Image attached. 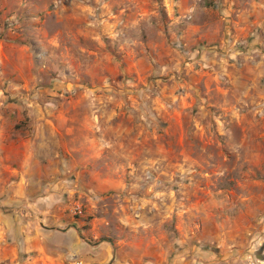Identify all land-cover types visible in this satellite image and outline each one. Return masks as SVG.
<instances>
[{
	"label": "rangeland",
	"instance_id": "rangeland-1",
	"mask_svg": "<svg viewBox=\"0 0 264 264\" xmlns=\"http://www.w3.org/2000/svg\"><path fill=\"white\" fill-rule=\"evenodd\" d=\"M31 138L57 172L11 206L0 181L22 224L264 264V0H0V148Z\"/></svg>",
	"mask_w": 264,
	"mask_h": 264
},
{
	"label": "crops",
	"instance_id": "crops-1",
	"mask_svg": "<svg viewBox=\"0 0 264 264\" xmlns=\"http://www.w3.org/2000/svg\"><path fill=\"white\" fill-rule=\"evenodd\" d=\"M256 42V41H255ZM33 140L11 141L3 146L0 161L7 176H0L3 183L13 184L6 205L19 203L27 195L38 192V186L57 172L51 165L44 167L41 156L51 155L42 146L35 147ZM56 148L53 157H56ZM1 173V172H0ZM7 178V179H6ZM45 179V180H44ZM2 207V206H0ZM21 242V245H19ZM24 254L21 259L19 255ZM25 256H28L27 258ZM212 258L180 257L173 264H204ZM0 264H122L115 258L114 246L108 242H92L85 239L76 228H36L25 225L0 210ZM211 264H217L212 262ZM232 264V263H228Z\"/></svg>",
	"mask_w": 264,
	"mask_h": 264
}]
</instances>
